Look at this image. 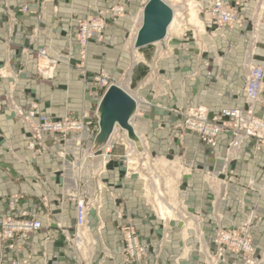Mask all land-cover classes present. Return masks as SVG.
Wrapping results in <instances>:
<instances>
[{
	"label": "crops",
	"instance_id": "crops-1",
	"mask_svg": "<svg viewBox=\"0 0 264 264\" xmlns=\"http://www.w3.org/2000/svg\"><path fill=\"white\" fill-rule=\"evenodd\" d=\"M148 1L0 0V73L3 74L0 76V215L5 214L8 196L19 194L25 199L21 209L44 225L46 220L39 201L47 197L52 207V222L63 227L73 226V206L60 203L57 198L74 188L76 180L71 162L78 161L83 150L78 136H69L62 145L47 140L52 153L34 159L25 146L27 127L7 104H15L23 111L35 104L42 113L57 119L66 116L78 119L82 113L93 115L98 99L104 94L95 78L106 74L117 80L126 71L134 79L140 75L132 58L136 52L132 44L141 25L135 26L134 15ZM220 1L230 7L241 4L239 11L245 17L242 28L207 25L202 20L203 27L193 3V17L187 23L193 22L197 30L183 33L185 23L184 27L173 26L166 35L164 43L172 56L155 64L161 74L160 89L154 92L156 88L150 77L140 82L137 96L141 101L136 99L138 116L133 125L141 136L145 132L150 154L162 156L175 151L181 155L179 159L187 166L182 177V198L186 209L201 218L203 225L200 226L207 231L219 225L235 227L253 217L252 235L261 255L264 250V147L245 141L236 157L227 160L225 151L230 141L227 134L217 138L213 149L190 133L182 148L170 145V136L175 134L173 126L181 116H169V109L179 105L182 109L201 106L212 117L224 109L246 108L244 62L255 29L257 42L251 62L264 72V3L256 16L257 8L249 0ZM117 4L124 6V15L109 22L103 33L88 43L85 60L79 65L76 21ZM23 6L28 7V13L21 12ZM173 31L180 33L168 40ZM42 49L47 51V59L53 65L49 79L38 75L45 62L37 59ZM254 110L264 117V88ZM143 142L146 148L144 138ZM61 151L64 158L54 154ZM122 164L112 159L91 185L103 187L100 221L92 213L89 222L94 237L113 254L105 264H122L116 211H122L132 222L146 251L145 264H205V256L193 249L192 245L196 244L183 238L180 225L170 223V227H163L152 217L141 197L142 183L135 175L124 177ZM94 168L98 170V164ZM87 172L92 169L88 168ZM209 245H212L209 241L203 245L208 252ZM227 264L240 262L227 257Z\"/></svg>",
	"mask_w": 264,
	"mask_h": 264
},
{
	"label": "built area",
	"instance_id": "built-area-1",
	"mask_svg": "<svg viewBox=\"0 0 264 264\" xmlns=\"http://www.w3.org/2000/svg\"><path fill=\"white\" fill-rule=\"evenodd\" d=\"M259 1L261 4L264 3V0ZM240 7V3L230 7L220 0H212L207 9L208 22L217 26L241 29L245 21L239 11ZM22 13H28L27 6L22 8ZM123 13L124 6L117 4L106 11L76 21V44L81 64L85 60L89 41L101 35L107 24L121 18ZM256 31L255 29L251 34V49L247 51L244 62L243 93L246 108L224 109L219 115L212 117L209 116L208 110L201 106L187 107L181 109L179 113L186 121L187 126L184 129L202 135L210 148L216 146L219 135H229L230 141L227 147L229 156L234 155L245 141H252L257 146L264 147V117L258 116L254 110L264 88V72L251 62L257 42ZM47 58L45 49L38 52V59L45 60L38 75L52 71L53 65ZM47 78H51V75ZM94 81L104 93L111 86H108L102 78L97 77ZM7 108L12 110L27 127L28 137L25 146L34 159L52 153L46 144L47 140L62 145L71 135L78 136V143L83 150L80 159L71 162V170L76 180L74 188L62 192L57 198L60 203L73 206V226L63 227L60 223L52 222V207L47 197H42L39 201L46 220L43 225L37 218L30 217L26 210L21 209V204L25 200L22 195H9L5 214L0 215V264H105L107 260L113 258V254L100 239L94 237L89 222L92 213L100 221L103 187L91 185L93 180L96 182L100 178L106 165L111 161L113 143L108 148L106 144L99 150H93L95 138L99 133L97 108L93 115L82 113L78 119L69 116L51 118L42 113L35 104L30 105L26 111L12 103L7 104ZM54 154L64 158L63 151ZM98 159L101 163H98ZM117 160L127 163L126 156H119ZM97 163L99 166L95 171L94 165ZM88 168H91L92 172H87ZM122 215L121 211L115 213L117 231L120 235L119 254L122 257V264H144L142 259L146 258L145 248L141 245L136 230L130 222L121 226L120 223L125 221ZM99 224L97 231L100 228ZM239 245L246 251L249 247L247 242H241ZM247 264H254V261L247 260Z\"/></svg>",
	"mask_w": 264,
	"mask_h": 264
},
{
	"label": "rangeland",
	"instance_id": "rangeland-1",
	"mask_svg": "<svg viewBox=\"0 0 264 264\" xmlns=\"http://www.w3.org/2000/svg\"><path fill=\"white\" fill-rule=\"evenodd\" d=\"M165 1H167L170 5H172L175 10L177 9L174 15L175 21L173 26L184 27V25H186L185 23L187 22V20L191 19L194 11L192 3H194L195 5V10L197 11L196 15L199 22H201L202 26L204 27L202 20H204L205 24L207 25H213V23L208 22L209 20L207 15V9L209 3L211 2L210 0H190V1L165 0ZM249 1L253 2L254 5L256 6L257 8L256 16H257L260 10L259 8L261 5L260 1L259 0H249ZM145 4L142 7H140L136 11V14L134 15L135 26L141 24V19L139 20V17H140L141 9L145 6ZM22 8H21V12H22ZM189 8H191V10ZM244 21H245V17H244ZM192 29L197 30V28H195L192 24H187L184 28V31L183 30L182 31L185 34L186 33L191 34ZM178 33L180 32L173 31V33L170 35L168 40H170V38L179 35ZM131 36L132 34L130 35V37ZM93 39L94 38H92L91 40ZM171 56L172 54L167 49L166 43H164V41L153 45L152 44L147 45L136 50L135 55H133L132 57L134 59V62H136V66H135L136 71L140 73L137 79H134L133 75H131V72L129 77L128 71L123 73L117 80H113L109 75L106 74L105 75L100 74L98 78H102L104 81H106L108 86L114 84L119 87L121 86V88L126 93H128L135 101L136 99L137 101H141L140 98L137 96V93L141 85L140 82H142L145 78L150 77L152 80V85L154 86L153 88H156L154 89V92L156 90H159L161 74L159 73V71H157L155 64L157 61H159V59L161 61L169 60ZM37 59H38V55H37ZM79 65H81L80 59H79ZM148 67H150V70ZM2 75L3 74L0 73V76ZM39 75L41 79H48L47 76H49L50 74L49 72L45 71L43 74L39 73ZM127 78L130 80L127 82L126 85L125 81L127 80ZM98 100H100V98ZM97 105H98V101L96 103V107ZM181 109L182 108L180 105L177 108L169 109L168 115L169 116L179 115ZM142 110L143 109L141 107L140 112ZM136 114L138 115V105H137ZM171 120L173 119L171 118ZM186 126H187L186 121L183 118H180V120L178 119V123H176V125L173 126L175 134L170 136L171 138L170 145L176 144L179 146V148H182L187 133H190L198 137L199 141L202 144L209 147L206 141L204 140V138L202 137V135L192 132L190 130H185L184 127ZM141 134L145 139L146 148H144V146L136 148V154L134 156L131 155V153H129L130 148L127 145V143L125 141L122 142L123 131L121 132V130L117 127V132L113 134L114 136L112 135L113 138L111 137L112 138L111 141L113 143L111 160L114 159L115 161H117V157L126 156L127 163H123L121 166L124 172L123 175L124 177L128 176V174L135 175V177L142 183L141 197L145 199L152 217L156 221H158L163 227H170V223L174 225H180L181 226L180 230H182L183 238L185 240H188L192 244L193 243L196 244V246L192 245L193 249L200 251V253L205 256L203 257L204 259L203 261L205 262V264H227V257H232L233 259L239 261L240 264H247V260L254 261V264H258V262L260 261L264 262V250L261 255H258L257 247L254 243V239L252 235L253 227H251V222L253 221V217L250 218L249 222H246L242 225H237L235 227H223L222 225H219L216 227H211L210 230L208 231L204 227H201L203 225L201 223V218L199 217L197 218V215L192 214L186 209L185 201L182 198V188H183L182 177H183V173L187 170V166L186 165L183 166L182 160L179 159L181 158V155L175 153V151L167 152L162 156L161 155L158 156L156 154H150V152L148 151L147 136L144 135L145 134L144 131H142ZM238 151L234 153V155L232 154V156H229L226 148L225 158L227 160L234 159ZM130 159L135 160L134 166H131L129 164L130 162H128V160ZM97 161L98 163H101L100 159H98ZM122 217L123 220L125 221L120 223L121 226H124L129 222L132 224V222L127 218L126 215L123 214ZM217 218L218 217H216V219ZM220 220L221 219L219 218L218 221L220 222ZM206 241L212 243L211 246L209 245V252L207 251L208 249L206 250V248L203 246ZM241 242L243 243L247 242V245H249L247 251L241 245H239V243ZM188 249H190V247H188ZM142 260H143L142 262L145 264L144 259Z\"/></svg>",
	"mask_w": 264,
	"mask_h": 264
},
{
	"label": "water",
	"instance_id": "water-1",
	"mask_svg": "<svg viewBox=\"0 0 264 264\" xmlns=\"http://www.w3.org/2000/svg\"><path fill=\"white\" fill-rule=\"evenodd\" d=\"M172 11L162 0H149L144 6L143 24L139 31L138 48L159 41L171 22ZM136 113L135 101L122 89L111 85L103 94L97 107L99 133L93 150H99L107 144L116 126L126 131L128 138L138 142L129 122Z\"/></svg>",
	"mask_w": 264,
	"mask_h": 264
},
{
	"label": "bare ground",
	"instance_id": "bare-ground-1",
	"mask_svg": "<svg viewBox=\"0 0 264 264\" xmlns=\"http://www.w3.org/2000/svg\"><path fill=\"white\" fill-rule=\"evenodd\" d=\"M163 1V0H162ZM165 1V0H164ZM163 1V2H164ZM190 1V0H189ZM186 2V1H185ZM165 3V2H164ZM191 3V2H190ZM169 8H170V6L167 4V3H165ZM188 4V3H187ZM193 4V3H192ZM189 5V4H188ZM171 9V8H170ZM184 9V8H183ZM187 9H188V7H187ZM190 10H191V8H189ZM177 10V9H176ZM176 10L174 9V8H172L171 9V11H172V18H171V22L169 23V25L167 26V28H166V30H165V34H164V36L162 37V39L161 40H159V41H155V42H153V44H156V43H159V42H162V41H164L165 40V38H166V35L168 36L169 35V32H170V30H171V28L173 27V25H174V21H175V17H173V15H175V12H176ZM179 11V10H178ZM192 12V11H191ZM190 12V13H191ZM192 14V13H191ZM143 17H144V7H143V10H142V13H141V15H140V17H139V20L141 19V25H140V27H139V29H138V31H137V33H136V36H135V39H134V41H133V44H132V47H133V50H138L139 48L137 47L138 46V43H139V31H140V29H141V27H142V24H143ZM193 17V16H192ZM190 22H191V20H189ZM196 21V20H195ZM187 23V22H186ZM188 24V23H187ZM192 24H193V22H192ZM136 32V31H135ZM134 32V33H135ZM131 44V43H130ZM152 44V45H153ZM131 46V45H130ZM132 51V50H131ZM128 76L130 77V73L128 74ZM130 79H128L127 78V80L125 81V83H126V85H127V82L129 81ZM115 85V84H114ZM116 86V85H115ZM117 87H119V86H117ZM120 89H122L121 88V86L119 87ZM123 90V89H122ZM124 91V90H123ZM125 92V91H124ZM128 94V93H127ZM129 95V94H128ZM130 96V95H129ZM131 97V96H130ZM132 98V97H131ZM133 99V98H132ZM134 100V99H133ZM99 101L100 100H98V103H99ZM135 101V100H134ZM135 103H136V112H137V102L135 101ZM136 116H138L136 113H135V115H134V117L130 120V122H129V124H130V126L133 128V131H134V135H135V137H136V139H138V142L136 143V142H133V140H131V139H129L128 138V135H127V133H126V131H124V130H122V129H120L118 126H116L115 128H114V131H113V133L111 134V136H110V138L108 139V141H107V147L106 148H108L111 144H112V141H111V139L113 138V134H115L116 132H117V127L120 129V130H122L123 131V140H122V142L123 141H125L126 143H127V145L129 146V148H130V151H129V153H131V155H134L135 156V154H136V148H139V147H141V146H144V142H143V138H142V136L136 131V129H135V127H134V125H133V122H134V120H135V118H136ZM113 135V136H112ZM112 137V138H111ZM127 139H126V138ZM125 139V140H124ZM92 141H93V138H92ZM128 162H130L129 164L131 165V166H134L135 165V160H133V159H130V160H128ZM133 168V167H132Z\"/></svg>",
	"mask_w": 264,
	"mask_h": 264
}]
</instances>
